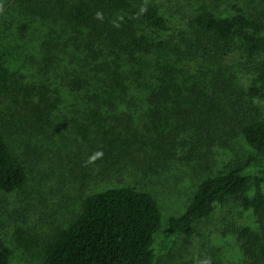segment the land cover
<instances>
[{
	"label": "trees",
	"instance_id": "1",
	"mask_svg": "<svg viewBox=\"0 0 264 264\" xmlns=\"http://www.w3.org/2000/svg\"><path fill=\"white\" fill-rule=\"evenodd\" d=\"M33 1L37 13L56 15L86 29L82 30L87 35L85 59L109 87L120 92L121 103L145 107L159 119H165L168 101L175 102L180 115L199 113L205 135L191 152H198L203 141L211 146L219 133L238 128L246 142L264 154V14L242 7L230 14L199 10L185 19L184 29L165 36L170 21L155 0ZM73 45H78L73 51L82 46L80 42ZM191 61L200 67L195 71L185 67ZM140 80L151 83L144 95H138L146 89ZM74 87L82 85L76 82ZM51 93L46 83L14 84L9 67L0 63V99L12 104L11 124L22 119L32 129L47 131L60 100ZM103 96L101 91L89 98L94 104L83 122L76 123L77 139L100 153L98 163L105 160L111 167L117 166L108 157L117 135H113L112 116L99 100ZM189 98L194 100L186 103ZM143 137L126 136L124 142L132 151L130 141ZM149 143L157 150L165 149L164 141ZM165 156L175 159L178 154L169 148ZM258 173H264V164L251 156L203 178L184 212L169 217L158 247L155 237L162 208L151 191L132 184L97 190L85 197L76 220L45 247L46 264H162L181 236L194 234L200 222L232 197L241 198L264 224V189ZM27 180L26 162L0 126V193L17 191ZM254 188L252 195L247 194ZM239 232L248 257L264 264V230L245 226ZM19 239L28 244L21 232ZM12 254L0 235V264H11Z\"/></svg>",
	"mask_w": 264,
	"mask_h": 264
},
{
	"label": "rangeland",
	"instance_id": "2",
	"mask_svg": "<svg viewBox=\"0 0 264 264\" xmlns=\"http://www.w3.org/2000/svg\"><path fill=\"white\" fill-rule=\"evenodd\" d=\"M155 1L170 21L171 29L165 36L184 29L185 19L199 10L230 14L242 7L264 14L263 0ZM0 5V63L9 67L14 84L46 83L51 94L60 98L45 132L28 127L22 119L11 124L12 104L0 99V126L28 170L22 188L0 193V235L13 249L11 264H46L45 247L76 220L85 197L124 184L151 191L158 199L162 208V223L155 237L158 247L169 217L184 212L203 178L244 163L251 156L264 164V154L254 150L238 128L223 135L218 132L215 144L208 146L203 141L198 152H191L192 145L205 135L201 133L199 113L180 115L175 102L168 101L165 119H159L145 107L121 103L120 92L109 87L85 59L87 35L82 30L86 29L56 15L37 13L33 0H0ZM79 42L81 48L73 51L78 46L73 43ZM199 65L191 61L185 67L195 71ZM76 82L82 87H74ZM140 83L146 89L138 95L148 93L151 83ZM101 91L104 96L99 100L112 116L113 135H117L108 157L117 166L109 167L105 160L98 163L100 153L77 139L76 123L83 122L88 107L94 104L89 98L94 99V94ZM193 100L189 98L186 103ZM134 134L145 137L132 139L131 151L124 138ZM152 140L164 141L165 149L157 150L149 143ZM169 148L178 157L167 158ZM258 175L264 189V173ZM254 192L255 188L247 194ZM261 221L241 198L232 197L200 222L194 234L181 236L174 249L164 255L162 264H257L245 253L239 231L245 226L264 230ZM20 232L28 244L20 241Z\"/></svg>",
	"mask_w": 264,
	"mask_h": 264
}]
</instances>
